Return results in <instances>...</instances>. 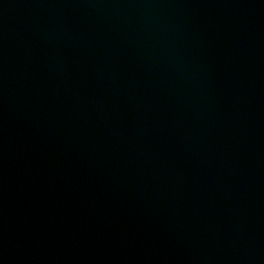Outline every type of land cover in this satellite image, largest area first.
I'll return each mask as SVG.
<instances>
[{"label": "water", "instance_id": "1", "mask_svg": "<svg viewBox=\"0 0 264 264\" xmlns=\"http://www.w3.org/2000/svg\"><path fill=\"white\" fill-rule=\"evenodd\" d=\"M0 264H264V0H0Z\"/></svg>", "mask_w": 264, "mask_h": 264}]
</instances>
